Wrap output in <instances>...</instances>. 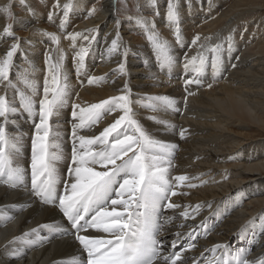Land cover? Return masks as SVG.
I'll return each mask as SVG.
<instances>
[{
    "label": "bare ground",
    "instance_id": "bare-ground-1",
    "mask_svg": "<svg viewBox=\"0 0 264 264\" xmlns=\"http://www.w3.org/2000/svg\"><path fill=\"white\" fill-rule=\"evenodd\" d=\"M35 1L44 9L51 8V12L55 13L54 20L48 21L57 30H60L59 23L64 18L63 5L69 4L65 36L80 33L90 38L96 36L100 41L89 42L78 36L75 41L60 38L58 45H52L41 35L48 31L41 24L43 14L41 16L31 8ZM186 1L187 3H184L185 0H177L179 27L184 45L182 48L178 47L173 30L168 27L165 0H156L155 9L146 2L145 12H142L152 14L158 10L159 15L146 16L145 20L154 21L160 38L170 45L171 55L173 52L178 53L177 57H173L174 63L171 67L161 68L157 59L149 55L153 49L149 47L150 43L142 28L136 24L138 16H122L115 0H104L101 12L91 17L88 16L89 11L83 8L85 0H59V9H54L51 5L53 0H0V7L10 4L9 8L14 13L11 21L0 12V33H3L5 26H11L13 36L20 41V50L14 57L15 67L12 69L11 78L15 80L16 72L26 68L29 63L36 69L34 76L39 84L37 108L38 100L43 96L46 73L44 51L59 48L64 53L61 71L62 75L67 76L69 94L66 105L51 120L53 142L60 145L62 152V158L56 162L57 172L62 180L68 178L73 123L79 122L78 119L74 121L72 116L73 105H77L75 111L79 117L81 108L125 94L123 89L125 84L128 85L133 119L154 138L177 146L172 157L170 178L180 175L190 178L184 185L174 189L177 195L171 196V202L180 205H203L194 220H184L181 217L183 208H161L158 215L159 223L163 227L157 239L165 241L166 247L169 246L167 248L170 249L176 232L187 234L205 221L208 232L205 233L203 228H195V239L190 240L185 235L177 250L187 244H194L195 247L184 252L185 264H194V261L195 264H206L209 259L213 264H218L210 251L213 246L231 245L232 249L247 247L248 241L239 239L238 233L247 227L250 234L253 231L250 222L254 220L256 230L259 231L258 218L264 215V135L261 134L264 132V15L259 16L252 12L255 9L264 10V5L258 4L261 0H236L219 17L213 19L212 14L221 0ZM237 20L240 21L236 22ZM198 25H203V31L197 34L201 39L193 45L189 32ZM17 28L19 31L15 33ZM40 29H43L41 33ZM117 33L119 50L109 53L108 49ZM136 33L142 35L144 40L139 39ZM229 36L232 37L233 44L231 52L227 48ZM12 42L9 37H0V57L7 52ZM221 43L224 47L220 53L222 63L219 69L208 76L199 77V86L192 84L188 87V91L194 95H188L184 81L192 78L194 73L186 72V57L190 59L203 55L208 61L212 56L209 49ZM81 47L87 48L83 65L74 60ZM52 55L55 57L56 53L53 52ZM121 63L125 65L123 73L119 70ZM87 66L91 72L87 71ZM217 76L219 77L216 78ZM90 77L97 78L91 85L88 84ZM221 77H225L223 82ZM216 81L219 82L218 86ZM209 84L212 86L208 87ZM202 87L207 92L198 94ZM0 94H5L2 87ZM7 96L11 99L14 91H8ZM153 97H170L175 102L176 110H164L168 116L161 110H149L147 105L153 103L150 99ZM120 115V109L110 115L105 114L97 124L85 126L82 131L78 130L79 134L86 137L99 135ZM150 117L167 121L173 127L165 129L163 124L155 123ZM33 119L38 122V115L30 118L21 111L10 115V120L16 123L7 125L10 135L23 136L18 163L27 170L26 182L29 187ZM250 128L257 133H247ZM182 129L187 130L183 139L180 136ZM197 177L199 179H195ZM219 180L221 184L217 185ZM188 183L198 186L190 188L187 187ZM59 189L63 190V184L59 185ZM238 201L242 203L236 206ZM29 203L30 206L24 207L22 211L17 207ZM164 203L167 204L168 201ZM209 204L211 207H208ZM188 211L191 212L192 209L189 208ZM8 216L14 218L7 220ZM168 217H172V220L165 223ZM51 222L67 226L66 219L58 209L40 205L23 190L0 185V264H64L65 258L77 254L79 245L73 242V238L53 237L42 247L36 246L27 250L22 259L12 258L14 247H25L11 244L14 238L40 224ZM181 223L186 227L179 228ZM90 232L93 236H105L104 233L92 230ZM223 253L224 249L216 253L217 257H221L219 264L227 259ZM261 255H264V233L254 242L247 259L252 261ZM157 264L161 262L158 261Z\"/></svg>",
    "mask_w": 264,
    "mask_h": 264
},
{
    "label": "snow or ice",
    "instance_id": "snow-or-ice-1",
    "mask_svg": "<svg viewBox=\"0 0 264 264\" xmlns=\"http://www.w3.org/2000/svg\"><path fill=\"white\" fill-rule=\"evenodd\" d=\"M148 3L155 9L156 0H148ZM9 7L10 4L0 7V12L10 17ZM53 7L60 8L59 0ZM69 7V4L63 5L64 18L59 23L62 33L69 16ZM137 10L139 11L138 7ZM95 11V8L90 10L88 16L91 17ZM54 15V12H49L50 22L54 20ZM155 15H159L158 10ZM166 20L168 27L173 30L176 42L182 45L177 0H168ZM116 23L119 25V21ZM136 24L146 35L160 67H171L174 59L170 45L160 38L154 21L149 22L141 16L137 18ZM41 35L52 45L59 44L60 36L56 33L43 32ZM4 36L11 38L13 42L7 52L0 57V87L5 92L0 94V184L6 185L9 189L23 190L40 205L58 209L67 221V226L59 222L40 224L24 232L22 236L14 238L11 244L25 247H14L12 258L22 259L27 250L36 246L42 247L53 237L61 239L71 237L73 242L78 243L79 250L77 254L65 258L64 264H157L158 261L161 264H185L184 252L191 250L195 245L187 244L177 250L181 240L185 235L190 240L195 239L193 235L195 228H203L205 233L209 229L207 223L202 221L187 234L176 232L170 249L166 247L165 242L157 239L163 227L159 223L158 215L161 208H183L181 217L184 220H194L203 207L201 204L191 206L171 202V196L177 195L174 189L181 187L190 179L184 175L171 178L169 176L173 166L172 157L177 146L154 138L133 119L134 114L130 107L131 93L128 85L125 84L123 89L125 94L81 108L79 117L75 111L77 105H73L72 116L74 121L78 119L79 122L73 123L68 178L62 180L56 168V162L62 158V152L60 145L53 142L51 120L66 105L69 94L67 76L62 75L61 71L64 53L59 48L45 52L46 73L43 96L39 98L37 108L39 84L34 76L36 69L29 63L26 68L16 72L15 80L11 78L12 69L15 67L14 57L20 50V41L13 36L11 26L4 27L0 37ZM78 36L89 42L95 39V37L82 36L80 33L67 34L65 38L75 41ZM200 39L196 36L192 44H197ZM119 47V33H117L108 51L109 53L118 51ZM223 47L224 44L221 43L209 49L212 53L211 67L214 72L222 63L220 53ZM227 48L229 52L233 50L231 36L227 38ZM53 52L56 53L55 57L52 55ZM86 55L87 48L81 47L74 60L79 65H83ZM207 59L203 55L190 59L186 57L185 70L194 73L192 78L184 81L188 95H194L188 91L190 85L199 86L201 83L199 77L207 67ZM119 70L121 73L124 72V63L119 65ZM77 74L79 75V68ZM96 79L88 78V84H93ZM10 90L14 91L11 99L7 96ZM150 99L153 103H149L147 107L151 111L176 110L175 102L170 97ZM116 109H120L122 115L104 128L99 135L86 137L79 134L78 130L82 131L85 126L97 124L103 115H110ZM21 111L27 113L30 118L37 115L39 117L38 122L33 119L34 132L31 136L29 165L30 187L26 182L27 170L18 163L23 136L22 134L12 136L7 131L9 123H16L10 120V115ZM150 119L155 123L163 124L165 129L173 127L167 121L155 117ZM186 131V129L181 130L182 139ZM61 184H63L62 191L59 189ZM197 186L192 183L187 184L190 188ZM182 194L187 195V193ZM165 201L168 203L165 204ZM241 203L242 201H238L236 206ZM27 206H30V203L17 207L22 211ZM208 207H211V204ZM189 208L192 209L191 212L188 211ZM13 218L8 216L7 220ZM258 219L259 231L256 230L254 220L250 222L253 225L250 234L247 227L238 233L239 239L248 241L247 247L232 249L231 245L213 246L210 251L218 264L221 257H217L216 253L220 249H224L223 255L227 257L222 264H264V255L252 261L247 259L254 242L258 241L261 233H264V215ZM171 220L172 217H168L165 223ZM178 227L183 229L186 225L181 223ZM90 230L104 233L105 236H93ZM206 264L213 262L209 259Z\"/></svg>",
    "mask_w": 264,
    "mask_h": 264
},
{
    "label": "rangeland",
    "instance_id": "rangeland-1",
    "mask_svg": "<svg viewBox=\"0 0 264 264\" xmlns=\"http://www.w3.org/2000/svg\"><path fill=\"white\" fill-rule=\"evenodd\" d=\"M104 0H85V4H84V6H83V8H85L84 10H87V11H90V10H92L93 8H95L96 9V11H95V13H94V15H97L99 12H101V10H102V2H103ZM116 1V3H117V5H119L118 6V8H119V10H120V13H121V15L122 16H126V14H135L136 16H138V17H143L144 19H145V17L146 16H151V17H155V11H153V13L152 14H142V12H145V6L147 5V3H148V0H145V1H143V0H115ZM193 1H196V2H199V1H202V0H193ZM205 2H207V1H210V0H204ZM225 1V2H224ZM227 1V2H226ZM229 1V2H228ZM234 1H236V0H221V3L219 4V7L213 12L214 14H212V18L214 19V18H217V17H219V15L224 11V10H226L227 8H229L231 5H233V3H234ZM260 1V0H259ZM57 1L56 0H53V2L51 3V5L53 6L55 3H56ZM147 2V3H146ZM167 2H168V0H165V3H164V8L167 10ZM183 2H184V0H183ZM89 3V4H88ZM146 3V4H145ZM184 3H187V1L185 0V2ZM141 4V5H140ZM258 4H262V5H264V0H261ZM99 5V6H98ZM145 5V6H144ZM37 6V7H36ZM139 6V11L137 10V7ZM250 7H252V6H250ZM33 10H36L37 12H38V14L39 15H41L42 16V14H43V19H41V24H43V27L44 28H46V31H48L49 33L50 32H55L56 34H58V36H60V38H65L66 36H65V34H64V32L62 33L60 30H57L55 27H54V25L51 23H49V21H48V14H49V12H51V8H48L47 7V9H44L43 7H42V5L38 2V1H35L34 2V6H32L31 7ZM100 10H99V9ZM144 8V9H143ZM39 10V11H38ZM9 11H10V13H11V16L9 17V16H6L7 17V19L8 20H13L14 19V13L12 12V10H11V8H9ZM124 11V12H123ZM24 12V11H23ZM254 14H257V15H264V10H257V9H255L254 11H252ZM47 13V14H46ZM93 16V15H92ZM45 17V18H44ZM238 21H240V20H237L236 22H238ZM47 22V23H46ZM205 24H206V22H205ZM205 24H203V25H205ZM239 24H242V23H239ZM203 25H198V26H196V27H194L190 32H189V35L191 34V36H189V37H191V39L190 40H192V39H194L196 36H197V34H199L200 32H202L203 31V29H202V26ZM75 28V26L73 27V29ZM200 28V29H199ZM53 30V31H52ZM19 31V28H17L14 32L16 33V32H18ZM40 31V33L43 31V29H40L39 30ZM20 33L21 34H23L22 33V31L20 30ZM135 35H137V37L139 38V39H141V40H144V38H143V36L142 35H139V34H135ZM22 37L24 36V35H21ZM65 36V37H64ZM193 36V37H192ZM94 37H96V36H94ZM100 41V39L98 40V38L96 37L93 41ZM149 47H151V45L149 46ZM45 52H46V50L44 51V56H45ZM153 52V53H152ZM150 54L149 55H151L152 57H154V58H156V56H155V54H154V51H150L149 52ZM176 54V55H175ZM177 55H178V53L177 52H173L172 53V57H177ZM177 61V60H176ZM137 65L138 66H141V64H138L137 63ZM179 68V67H178ZM180 69V68H179ZM221 74V73H220ZM219 76H217L216 78H218ZM222 78V82L224 81V79H225V77H221ZM216 85L218 86L219 85V82L218 81H216ZM204 92H207L206 90H205V88L204 87H202L201 88V90L198 92V94H201V93H204ZM179 97L181 98V96L179 95ZM166 116H168L167 115V113H166V111H164V110H162V109H160ZM247 133H249V134H253V133H257L253 128H250V131H247ZM262 134V136L264 135V132L263 133H261ZM256 136V135H255ZM259 137V136H258ZM261 137V136H260ZM255 139H257V137L255 138ZM205 182H207V181H205ZM217 183V185L218 184H221V181L219 180L218 182H216ZM1 186H3V187H6V188H8L6 185H3V184H0ZM211 186H214L213 184L211 185ZM11 192H14V191H12L11 190ZM251 208V207H250ZM211 219L213 220V218L211 217ZM165 242V241H164ZM167 247H169V246H167ZM60 264V263H59Z\"/></svg>",
    "mask_w": 264,
    "mask_h": 264
},
{
    "label": "flooded vegetation",
    "instance_id": "flooded-vegetation-1",
    "mask_svg": "<svg viewBox=\"0 0 264 264\" xmlns=\"http://www.w3.org/2000/svg\"><path fill=\"white\" fill-rule=\"evenodd\" d=\"M184 45L179 44L178 47L182 48ZM187 47V46H186ZM87 57V55H86ZM73 66V65H72ZM74 70V69H73ZM87 71L91 72L92 70L87 66ZM173 72V71H172ZM192 72V71H191ZM213 69L211 67V58L207 61V67L205 69V71L203 72V74L200 77H205L210 75L211 73H213Z\"/></svg>",
    "mask_w": 264,
    "mask_h": 264
}]
</instances>
